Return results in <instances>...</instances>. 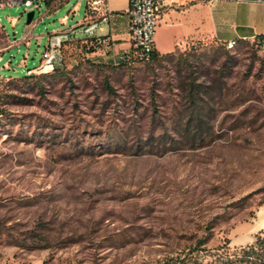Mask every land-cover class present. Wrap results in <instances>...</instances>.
Masks as SVG:
<instances>
[{
  "label": "rangeland",
  "instance_id": "374dc122",
  "mask_svg": "<svg viewBox=\"0 0 264 264\" xmlns=\"http://www.w3.org/2000/svg\"><path fill=\"white\" fill-rule=\"evenodd\" d=\"M3 1L0 47L1 27L13 45L0 53V78L40 66L52 34L70 40L60 76L0 80V264H167L193 250L199 264H220L255 241L256 41H195L168 59L105 65L82 25L87 0Z\"/></svg>",
  "mask_w": 264,
  "mask_h": 264
},
{
  "label": "crops",
  "instance_id": "0c3cea01",
  "mask_svg": "<svg viewBox=\"0 0 264 264\" xmlns=\"http://www.w3.org/2000/svg\"><path fill=\"white\" fill-rule=\"evenodd\" d=\"M68 0H64L63 3ZM61 2V4H63ZM87 21V16L84 23ZM129 0H111L109 21L104 24L100 35L112 38L113 47L107 58L117 60L121 53L131 51L133 44L129 36ZM4 46L0 53L13 44L9 42L5 29ZM264 35V0H170L162 20L154 34V48L161 54L175 51L179 47L202 40H215L221 43L238 40H252ZM101 48L97 53L105 55ZM2 57H0V60ZM39 67V66H38ZM29 69L26 74L39 72ZM2 77L1 79H10ZM260 229L264 228V204L259 210ZM242 230H246L242 227Z\"/></svg>",
  "mask_w": 264,
  "mask_h": 264
},
{
  "label": "built area",
  "instance_id": "2783aa9c",
  "mask_svg": "<svg viewBox=\"0 0 264 264\" xmlns=\"http://www.w3.org/2000/svg\"><path fill=\"white\" fill-rule=\"evenodd\" d=\"M50 2L54 0H21L10 1L16 4H24L26 7L39 5L40 2ZM111 0H87V21L83 23L84 32L88 37L94 38L105 49H111L112 38L100 35L104 30V24L109 21V3ZM215 3L218 0H210ZM4 1L0 0V7ZM170 5V0H129L130 26L129 36L134 47H141L143 54L147 55L154 47V34L163 18L166 8ZM70 32H57L48 37V43L43 53V59L38 67L39 70L54 68L56 64L63 61V48L70 40ZM252 40L261 46V38ZM229 48V42L226 43Z\"/></svg>",
  "mask_w": 264,
  "mask_h": 264
},
{
  "label": "trees",
  "instance_id": "16d2710c",
  "mask_svg": "<svg viewBox=\"0 0 264 264\" xmlns=\"http://www.w3.org/2000/svg\"><path fill=\"white\" fill-rule=\"evenodd\" d=\"M86 12H87V8H86ZM259 37H262V36H259ZM87 39H90L96 45L95 49L92 50L94 53L97 52L98 49L104 48L103 45L98 43L94 38L87 37ZM234 42L236 43L237 41H234ZM110 50L111 49H108L107 50L108 52H106L105 55H99L98 62L105 64V65L123 64L135 58H139L140 60L150 62V61H159L163 59H168L174 56L173 52L161 54L154 47L147 55H145L143 54V50L141 47L133 46L131 51L124 53L117 60L113 61L107 58V55ZM62 62L56 64L55 67L51 69L52 71L50 70V71H47L46 73H41V74L29 73L22 77H13V78L6 79V80H13V81L34 80L36 81V84H40V81H42L45 78L60 76L61 74L60 66ZM39 88L43 89L44 87L40 86ZM196 90L197 89L195 85L191 87L192 93ZM194 122L197 128H202L203 123L199 117L196 118ZM194 251L195 250H193L191 253H188L182 256V258L180 257L172 258L170 259V261H168L167 264H199L198 259H196L193 256ZM229 255L230 256L226 255L225 257L223 255H219V258H218L219 261H217V263H220V264H264V231H261L256 235L255 241L252 244H249L245 247L236 248Z\"/></svg>",
  "mask_w": 264,
  "mask_h": 264
},
{
  "label": "water",
  "instance_id": "95a60500",
  "mask_svg": "<svg viewBox=\"0 0 264 264\" xmlns=\"http://www.w3.org/2000/svg\"><path fill=\"white\" fill-rule=\"evenodd\" d=\"M34 14L35 12L34 11H30L27 13V23L28 24H31L33 19H34Z\"/></svg>",
  "mask_w": 264,
  "mask_h": 264
},
{
  "label": "bare ground",
  "instance_id": "6f19581e",
  "mask_svg": "<svg viewBox=\"0 0 264 264\" xmlns=\"http://www.w3.org/2000/svg\"><path fill=\"white\" fill-rule=\"evenodd\" d=\"M235 45L234 41H229V48L233 47ZM261 46H264V37L261 38ZM42 71H49V70H42Z\"/></svg>",
  "mask_w": 264,
  "mask_h": 264
}]
</instances>
